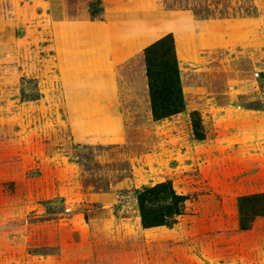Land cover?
Instances as JSON below:
<instances>
[{
  "label": "rangeland",
  "instance_id": "374dc122",
  "mask_svg": "<svg viewBox=\"0 0 264 264\" xmlns=\"http://www.w3.org/2000/svg\"><path fill=\"white\" fill-rule=\"evenodd\" d=\"M82 1L102 19L101 0ZM157 1L158 19L186 12L209 39L190 60L178 34L179 60L168 33L185 109L162 120L152 116L146 47L112 73L64 75L24 36L35 24L8 31L0 264H264V216L242 231L237 208L264 194V0ZM241 28L249 45L230 39ZM31 76L36 102L18 90ZM91 96L93 118L79 108ZM165 181L185 196L184 212L172 228H143L135 192Z\"/></svg>",
  "mask_w": 264,
  "mask_h": 264
},
{
  "label": "crops",
  "instance_id": "0c3cea01",
  "mask_svg": "<svg viewBox=\"0 0 264 264\" xmlns=\"http://www.w3.org/2000/svg\"><path fill=\"white\" fill-rule=\"evenodd\" d=\"M101 1L102 19L90 20L82 0H0V64L6 62L4 44L8 42L7 38L13 39L8 31H14L21 25L26 28L27 23L35 25L29 31L26 28L24 36L28 33L35 48L51 56L57 71L64 75L71 72L85 76L98 72L112 73L168 33L175 37L179 60L185 59L179 51V33L190 39L188 51L184 52L190 60L195 59L198 49L209 44L206 33L200 35L201 29L196 30L186 12H170L166 19H158L163 17V8L157 0ZM252 22L255 20L239 19L235 24L240 28ZM248 34V30L241 28L231 34L230 39L246 46L249 45L246 40ZM210 40L216 39L212 36ZM31 79L33 82L29 80L19 84L18 90L36 102L38 95L41 97V90L36 89L38 81L35 76ZM79 101L82 102L80 110L89 116L97 111L100 103L98 96ZM93 117L95 115L89 118ZM104 117H109V114ZM93 128L96 133L103 129L99 126Z\"/></svg>",
  "mask_w": 264,
  "mask_h": 264
},
{
  "label": "trees",
  "instance_id": "16d2710c",
  "mask_svg": "<svg viewBox=\"0 0 264 264\" xmlns=\"http://www.w3.org/2000/svg\"><path fill=\"white\" fill-rule=\"evenodd\" d=\"M101 3V2H100ZM93 5L88 6L90 20H95ZM102 6L100 12H102ZM146 64L151 111L154 120H162L185 109L180 71L171 34H167L143 50ZM202 140L203 136H199ZM143 228H172L184 212L186 198L168 181L143 186L135 192ZM238 227L250 229V216H264V194L237 199Z\"/></svg>",
  "mask_w": 264,
  "mask_h": 264
},
{
  "label": "bare ground",
  "instance_id": "6f19581e",
  "mask_svg": "<svg viewBox=\"0 0 264 264\" xmlns=\"http://www.w3.org/2000/svg\"><path fill=\"white\" fill-rule=\"evenodd\" d=\"M181 32V31H180ZM189 40L190 39H187V36L186 35H183L182 33H179V44H181L182 45V49L184 50V49H186V47L189 45ZM231 174V173H230ZM229 174V175H230ZM226 175V174H225ZM230 177V176H229ZM226 179H227V177H226ZM232 179H234V176H233V178ZM231 180V179H230ZM231 183V182H230ZM242 183V182H241ZM250 183V182H249ZM236 185V184H235ZM244 187V186H243ZM245 188V187H244Z\"/></svg>",
  "mask_w": 264,
  "mask_h": 264
},
{
  "label": "built area",
  "instance_id": "2783aa9c",
  "mask_svg": "<svg viewBox=\"0 0 264 264\" xmlns=\"http://www.w3.org/2000/svg\"><path fill=\"white\" fill-rule=\"evenodd\" d=\"M258 76V74H256Z\"/></svg>",
  "mask_w": 264,
  "mask_h": 264
}]
</instances>
